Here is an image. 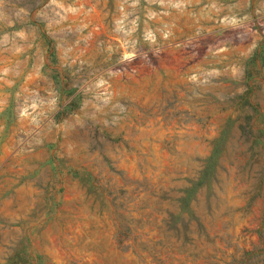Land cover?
<instances>
[{
    "label": "rangeland",
    "instance_id": "374dc122",
    "mask_svg": "<svg viewBox=\"0 0 264 264\" xmlns=\"http://www.w3.org/2000/svg\"><path fill=\"white\" fill-rule=\"evenodd\" d=\"M0 264H264V0H0Z\"/></svg>",
    "mask_w": 264,
    "mask_h": 264
}]
</instances>
